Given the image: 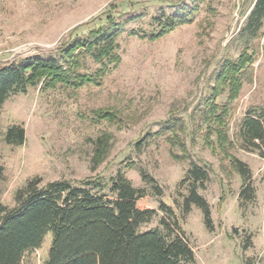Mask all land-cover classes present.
I'll return each instance as SVG.
<instances>
[{"label": "rangeland", "instance_id": "374dc122", "mask_svg": "<svg viewBox=\"0 0 264 264\" xmlns=\"http://www.w3.org/2000/svg\"><path fill=\"white\" fill-rule=\"evenodd\" d=\"M256 1L0 0V66L58 58L57 49L88 37L109 16L128 20L116 39L115 60L98 62L83 47L75 50L76 71L94 74V82L42 81L0 107L1 203L15 207L18 191L32 180L40 186L60 179L107 184L122 171L146 191L138 207L157 211L142 231L163 229L166 217L186 232L194 264H244L248 257L264 264V157L245 148L241 135L249 110L264 120V26L254 40L240 36ZM191 8H197L192 23L158 39L144 36L159 31L157 17ZM133 29L140 34H129ZM243 55L251 60L235 71L239 85L232 98L227 76ZM13 125L25 129L22 145L5 140ZM234 158L251 169L250 202L239 198L244 181ZM192 161L210 175L198 192L211 206L212 230L200 208L184 210ZM248 238L253 246L245 250ZM51 244L48 233L24 264H45Z\"/></svg>", "mask_w": 264, "mask_h": 264}, {"label": "trees", "instance_id": "16d2710c", "mask_svg": "<svg viewBox=\"0 0 264 264\" xmlns=\"http://www.w3.org/2000/svg\"><path fill=\"white\" fill-rule=\"evenodd\" d=\"M195 9L157 17L159 31L144 36L158 39L181 25L192 23ZM106 20L105 25L91 30L88 37L74 39L57 49L58 58L27 57L1 65L0 107L12 94L25 93L29 86L42 81L46 86L72 83L73 79L80 85L94 82V74L76 71L78 57L74 53L83 47L98 62L115 60L116 39L125 31L128 20L119 21L112 15ZM263 26L264 0H257L240 36L254 40ZM129 34L140 32L133 29ZM250 60V56L243 55L239 64L231 66L227 80H233L232 98L236 97L237 83L239 85L235 71ZM102 73L98 70L96 75L102 76ZM224 110L223 115L227 112ZM262 117L255 110H249L242 121L241 135L245 148H256L264 157ZM5 140L9 144L22 145L25 129L20 125L9 127ZM233 161L244 181L239 198L244 203L250 202L255 198L251 169L238 158ZM3 174L4 167L0 164V182ZM143 179L155 182L144 173ZM209 179L208 170L192 161L184 179L191 184L183 206L186 212L192 205L200 208L206 226L212 230L211 206L198 192L199 185L204 186ZM154 188L161 193L158 186ZM145 196V189L135 187L122 171L107 184L90 179L75 184L60 179L40 186L38 180H32L18 191L15 207L9 208L0 201V264H24L28 253L40 248L48 233L52 235V244L45 264H194L195 252L177 220L171 222L164 217L161 219L163 229L141 230V226L157 214L155 209L138 207L137 202ZM252 246V240L248 238L244 249ZM260 263L261 258H244V264Z\"/></svg>", "mask_w": 264, "mask_h": 264}, {"label": "built area", "instance_id": "2783aa9c", "mask_svg": "<svg viewBox=\"0 0 264 264\" xmlns=\"http://www.w3.org/2000/svg\"><path fill=\"white\" fill-rule=\"evenodd\" d=\"M227 264H230V263H227Z\"/></svg>", "mask_w": 264, "mask_h": 264}]
</instances>
